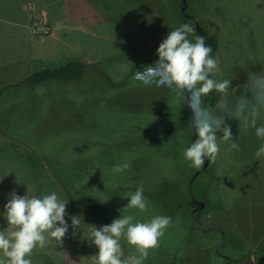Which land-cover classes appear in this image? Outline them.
<instances>
[{
  "label": "rangeland",
  "instance_id": "374dc122",
  "mask_svg": "<svg viewBox=\"0 0 264 264\" xmlns=\"http://www.w3.org/2000/svg\"><path fill=\"white\" fill-rule=\"evenodd\" d=\"M186 1V14L195 23L220 31L216 78L230 79L234 95L244 94L248 72L264 73V0ZM49 2L22 1L31 43L38 40L30 43L37 61L33 71L71 59L93 64V70L86 69L77 83L49 82L23 91L33 104L0 110L2 130L21 126L24 139L29 137L27 146L9 144L0 134L3 203L12 190L38 197L55 191L69 200V214L82 216L75 235L70 228L63 246L33 252V263L95 264L97 250L86 242L88 232L93 225L110 224L127 205L125 194L143 185L148 211L125 208L123 214L141 221L174 215L145 264H228L224 257L231 264H264V157L255 155L262 141L240 129L239 121H227L240 149L230 150L231 141L218 139L219 155L191 187L204 205L196 214L198 226L210 228L198 231L188 206V180L196 168L183 158L191 112L176 92L144 86L136 78L135 66L158 59L156 50L169 31L182 23L194 27L184 21L180 0ZM14 6V0H0V17H11L7 9ZM6 68L0 67V89L15 78ZM124 161L130 169L114 173L113 166ZM89 198L103 209H85ZM121 244L125 256L135 252L125 240Z\"/></svg>",
  "mask_w": 264,
  "mask_h": 264
},
{
  "label": "clouds",
  "instance_id": "9594fccd",
  "mask_svg": "<svg viewBox=\"0 0 264 264\" xmlns=\"http://www.w3.org/2000/svg\"><path fill=\"white\" fill-rule=\"evenodd\" d=\"M212 51L205 37L195 35L192 25L182 23L159 44L158 59L136 76L144 86L166 87L176 92L184 107L190 109L188 131L195 139L184 149L183 158L196 169L217 158L221 151L218 139L231 141L229 149L239 151L228 120L239 121L240 129H254L256 137L264 141V73L248 72L244 94L234 95L230 79L216 78L218 64ZM213 93L221 94L222 99L209 106L205 101ZM255 155L264 157V143ZM129 169L130 163L124 161L112 170L124 174ZM124 197L128 202L123 209L148 211L143 185ZM68 202L55 191L38 197L27 192L21 196L12 190L0 211V217L7 223V227H0V264H33L35 249H46L52 244L63 246L69 229L75 235L82 223L81 215L67 212ZM122 210L110 224L93 225L88 232L85 240L97 250L95 264H145L149 250L159 246L160 238L172 223L169 216L155 215L141 221ZM122 239L134 247L133 254L124 255Z\"/></svg>",
  "mask_w": 264,
  "mask_h": 264
},
{
  "label": "trees",
  "instance_id": "16d2710c",
  "mask_svg": "<svg viewBox=\"0 0 264 264\" xmlns=\"http://www.w3.org/2000/svg\"><path fill=\"white\" fill-rule=\"evenodd\" d=\"M23 1L26 2L27 0H23ZM49 3L52 4L51 0ZM201 29L203 30V32L205 34L204 36H205L206 44L211 46V48L213 50L212 55L214 58H216V52H217V49L219 47V42L221 39L220 35H219L220 31L216 27L213 30H211L210 28L208 30H206L205 28H202V27H201ZM195 32H197L196 29H195ZM148 63L149 62L144 63L143 66H135L138 68H136L134 70H137V73H138V71H141V70L145 69V67H148L149 65L153 64V63L152 64L151 63L148 64ZM86 69H88L89 72L91 69L93 70V64H91V66H90V64L81 62V61L76 60V59L68 60L66 63H64L63 65H61L59 67L36 69L35 71L29 73L21 81H19L17 83L7 84L3 88L0 89V104L1 103H8L6 105H1L0 110L2 107H5V106L10 108V110L17 109V108L20 109V103L24 102V101H26L25 102L26 105L33 104L34 99H27L26 100L25 98H27V96L22 93L23 91L28 90V91L33 92L36 87L38 88L39 86H44L45 84H47L49 82H56L59 84L77 83L80 79L84 78V76L86 74L85 73ZM219 97H220V95L218 93L209 94V96L206 98L205 102L209 106H213L216 103H218ZM10 114L11 113H9V115ZM0 115H1V111H0ZM9 117L11 119L13 118L11 116H9ZM6 118H7V114H6ZM262 122H264V121H262ZM12 126L13 125L8 124L5 130H2L0 128V134L9 139V141H10L9 144H16L17 142L20 141L21 144L27 145L28 144L27 139H29V137H26L27 138L26 140L24 139V133H22L23 131L20 130L21 126L20 127L19 126H17V127L13 126L12 127ZM246 130L249 132V136H251V135L255 136L254 129H246ZM258 143H259V141H257V144ZM262 143H263V141H262ZM0 197H1V195H0ZM1 199H0V211L3 210V206H4V203H3L4 198L2 199V202H1ZM103 207L104 206L102 205L101 202H99L96 199H92V198L87 199L86 205H85V209H89L92 211H99V210L103 209ZM4 223H5V220L2 217H0V227L1 226L5 227V225H3ZM33 252L38 253V252H42V250L41 249H35ZM0 258H2V257H0ZM33 259L34 258L32 256V262H33ZM56 261H58V260L55 259L54 261H52V264H59V263H56ZM36 264H40V263H36Z\"/></svg>",
  "mask_w": 264,
  "mask_h": 264
},
{
  "label": "crops",
  "instance_id": "0c3cea01",
  "mask_svg": "<svg viewBox=\"0 0 264 264\" xmlns=\"http://www.w3.org/2000/svg\"><path fill=\"white\" fill-rule=\"evenodd\" d=\"M14 1H16V6L7 9L10 11L11 17H0V29L3 28L4 30L0 31V40L3 41L5 47V54L0 57V67H8V69L6 68L7 71L15 77L13 83H17L33 72L37 64V61L34 63L35 58L31 55L33 50L30 46L31 44L33 46V43L38 42V40L31 43L34 40L29 33L28 14L25 7L23 8V0ZM49 5L51 6L50 3ZM48 12H50V8H48ZM14 43H19L18 47H13L12 44ZM33 49L36 54L38 47L36 48L35 45ZM15 64H17L16 68L13 67ZM43 66L37 68H45Z\"/></svg>",
  "mask_w": 264,
  "mask_h": 264
},
{
  "label": "flooded vegetation",
  "instance_id": "af4514ba",
  "mask_svg": "<svg viewBox=\"0 0 264 264\" xmlns=\"http://www.w3.org/2000/svg\"><path fill=\"white\" fill-rule=\"evenodd\" d=\"M187 7H188L187 1L186 0H180V13H182L183 18H185L184 21L185 22L190 21L193 24V22L195 21L194 18L186 14ZM194 28L197 30L196 34L199 32L197 35L205 37L203 30L201 29V27L198 25L197 22L196 23L194 22ZM148 64H150V63H148ZM171 131L175 132L176 129L172 128ZM193 139H195V137L191 133V139L188 142L187 147L190 145V143L192 142ZM209 165H210V163L208 161H206L205 165L200 169H196L194 171V173L190 176V179L188 180V187H189L188 189L190 190V202L188 203V206L190 208V217H191V220H192V223H193V226L195 227V229L198 231H201V232L208 231V229H210V228L205 229V228L198 226L196 214L199 212V210H202L204 205L202 204V202L200 200H198L196 198L195 193H193L191 191V187H193V185L197 182V178L199 177V175L202 174L207 169H209ZM173 217H174V215H173ZM219 247L217 248V250L219 249ZM224 258L227 260L228 264H231V262L229 261L228 258H226V257H224Z\"/></svg>",
  "mask_w": 264,
  "mask_h": 264
}]
</instances>
